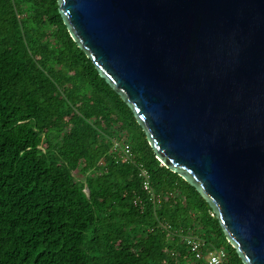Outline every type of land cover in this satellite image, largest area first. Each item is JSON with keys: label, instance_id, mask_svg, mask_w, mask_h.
Returning <instances> with one entry per match:
<instances>
[{"label": "trees", "instance_id": "trees-1", "mask_svg": "<svg viewBox=\"0 0 264 264\" xmlns=\"http://www.w3.org/2000/svg\"><path fill=\"white\" fill-rule=\"evenodd\" d=\"M186 235L243 264L71 38L58 0H0V264H206Z\"/></svg>", "mask_w": 264, "mask_h": 264}, {"label": "water", "instance_id": "water-1", "mask_svg": "<svg viewBox=\"0 0 264 264\" xmlns=\"http://www.w3.org/2000/svg\"><path fill=\"white\" fill-rule=\"evenodd\" d=\"M156 157L264 264V0H58Z\"/></svg>", "mask_w": 264, "mask_h": 264}, {"label": "built area", "instance_id": "built-area-1", "mask_svg": "<svg viewBox=\"0 0 264 264\" xmlns=\"http://www.w3.org/2000/svg\"><path fill=\"white\" fill-rule=\"evenodd\" d=\"M114 147L121 149L126 157L129 156L130 147L127 142L118 139L114 140ZM142 175L144 176L145 189H150L149 175L146 171H142ZM184 242L196 259H203L206 264H227V253L223 249L212 248L203 251L204 241L195 235L184 236Z\"/></svg>", "mask_w": 264, "mask_h": 264}, {"label": "rangeland", "instance_id": "rangeland-1", "mask_svg": "<svg viewBox=\"0 0 264 264\" xmlns=\"http://www.w3.org/2000/svg\"><path fill=\"white\" fill-rule=\"evenodd\" d=\"M77 177H78V178H82V177H81V176H79V175H78ZM84 190H85V192L87 193V189L85 188Z\"/></svg>", "mask_w": 264, "mask_h": 264}]
</instances>
